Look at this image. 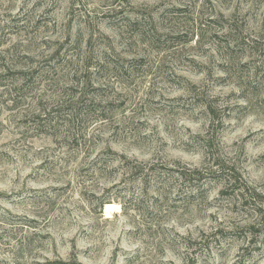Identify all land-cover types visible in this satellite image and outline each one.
<instances>
[{"label":"rangeland","instance_id":"obj_1","mask_svg":"<svg viewBox=\"0 0 264 264\" xmlns=\"http://www.w3.org/2000/svg\"><path fill=\"white\" fill-rule=\"evenodd\" d=\"M0 264H264V0H0Z\"/></svg>","mask_w":264,"mask_h":264},{"label":"bare ground","instance_id":"obj_2","mask_svg":"<svg viewBox=\"0 0 264 264\" xmlns=\"http://www.w3.org/2000/svg\"><path fill=\"white\" fill-rule=\"evenodd\" d=\"M114 209H115L114 205L108 204L105 206V210L107 214H110Z\"/></svg>","mask_w":264,"mask_h":264},{"label":"trees","instance_id":"obj_3","mask_svg":"<svg viewBox=\"0 0 264 264\" xmlns=\"http://www.w3.org/2000/svg\"><path fill=\"white\" fill-rule=\"evenodd\" d=\"M196 172H198V171H196ZM106 204H109V202H106L105 205H106Z\"/></svg>","mask_w":264,"mask_h":264}]
</instances>
